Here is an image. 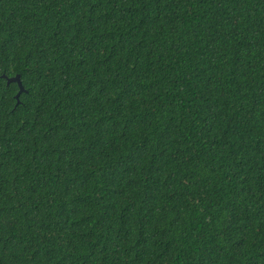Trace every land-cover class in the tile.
I'll use <instances>...</instances> for the list:
<instances>
[{
    "label": "trees",
    "instance_id": "16d2710c",
    "mask_svg": "<svg viewBox=\"0 0 264 264\" xmlns=\"http://www.w3.org/2000/svg\"><path fill=\"white\" fill-rule=\"evenodd\" d=\"M0 264H264V0H0Z\"/></svg>",
    "mask_w": 264,
    "mask_h": 264
},
{
    "label": "water",
    "instance_id": "95a60500",
    "mask_svg": "<svg viewBox=\"0 0 264 264\" xmlns=\"http://www.w3.org/2000/svg\"><path fill=\"white\" fill-rule=\"evenodd\" d=\"M7 81H15L18 83V86H19V90L17 92V94L15 95L16 97H18V95L20 94V92L23 90V85H22V82H21V79H20V76L19 74H16L14 76H11V77H8L7 78Z\"/></svg>",
    "mask_w": 264,
    "mask_h": 264
}]
</instances>
